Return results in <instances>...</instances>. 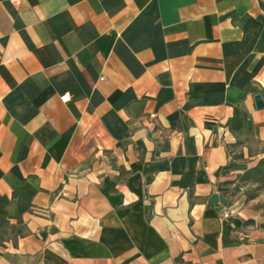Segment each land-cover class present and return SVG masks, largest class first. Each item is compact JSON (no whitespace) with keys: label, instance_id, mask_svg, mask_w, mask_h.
I'll list each match as a JSON object with an SVG mask.
<instances>
[{"label":"crops","instance_id":"0c3cea01","mask_svg":"<svg viewBox=\"0 0 264 264\" xmlns=\"http://www.w3.org/2000/svg\"><path fill=\"white\" fill-rule=\"evenodd\" d=\"M255 95L264 0H0V264H264Z\"/></svg>","mask_w":264,"mask_h":264},{"label":"rangeland","instance_id":"374dc122","mask_svg":"<svg viewBox=\"0 0 264 264\" xmlns=\"http://www.w3.org/2000/svg\"><path fill=\"white\" fill-rule=\"evenodd\" d=\"M235 182L230 200L233 208H239L245 216L264 217V148Z\"/></svg>","mask_w":264,"mask_h":264},{"label":"water","instance_id":"95a60500","mask_svg":"<svg viewBox=\"0 0 264 264\" xmlns=\"http://www.w3.org/2000/svg\"><path fill=\"white\" fill-rule=\"evenodd\" d=\"M254 102H255L256 108L258 109L264 108V102H262V99L259 95L254 96ZM216 201H217V196L212 195L210 198V202H216Z\"/></svg>","mask_w":264,"mask_h":264},{"label":"built area","instance_id":"2783aa9c","mask_svg":"<svg viewBox=\"0 0 264 264\" xmlns=\"http://www.w3.org/2000/svg\"><path fill=\"white\" fill-rule=\"evenodd\" d=\"M228 216H229V212L226 211V210H224V211L222 212V218L226 219V218H228Z\"/></svg>","mask_w":264,"mask_h":264}]
</instances>
